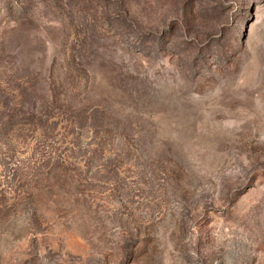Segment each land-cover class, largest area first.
Segmentation results:
<instances>
[{
  "label": "rangeland",
  "instance_id": "1",
  "mask_svg": "<svg viewBox=\"0 0 264 264\" xmlns=\"http://www.w3.org/2000/svg\"><path fill=\"white\" fill-rule=\"evenodd\" d=\"M0 264H264V0H0Z\"/></svg>",
  "mask_w": 264,
  "mask_h": 264
}]
</instances>
